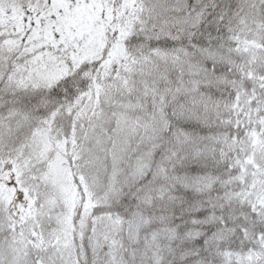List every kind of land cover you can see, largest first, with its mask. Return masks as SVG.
<instances>
[{
    "label": "snow or ice",
    "instance_id": "obj_1",
    "mask_svg": "<svg viewBox=\"0 0 264 264\" xmlns=\"http://www.w3.org/2000/svg\"><path fill=\"white\" fill-rule=\"evenodd\" d=\"M0 264H264V0H0Z\"/></svg>",
    "mask_w": 264,
    "mask_h": 264
}]
</instances>
